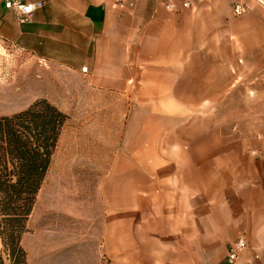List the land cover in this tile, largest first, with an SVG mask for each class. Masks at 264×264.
Returning <instances> with one entry per match:
<instances>
[{"label": "crops", "instance_id": "1", "mask_svg": "<svg viewBox=\"0 0 264 264\" xmlns=\"http://www.w3.org/2000/svg\"><path fill=\"white\" fill-rule=\"evenodd\" d=\"M3 1L1 42L43 72L77 75L81 89L137 90L140 103L152 104L158 117L192 118L195 104L178 91L225 89L229 83L215 79L222 72L239 90L264 84V0H24L44 3L25 24ZM236 4L246 5L247 14L235 17ZM198 104L218 103L205 93ZM253 172L261 182L253 195L218 179L205 180L198 192L179 190L175 177L156 180L154 193L135 195L139 204L106 210L123 218L105 221L100 251L64 258L62 245L51 254V245L33 253L23 247L27 262L228 264L229 246L244 237L247 247L234 264H264V163Z\"/></svg>", "mask_w": 264, "mask_h": 264}, {"label": "rangeland", "instance_id": "2", "mask_svg": "<svg viewBox=\"0 0 264 264\" xmlns=\"http://www.w3.org/2000/svg\"><path fill=\"white\" fill-rule=\"evenodd\" d=\"M219 78L229 83L225 89L178 91L195 104L192 118L158 117L137 90L81 89L77 75L43 72L0 41V117L41 100L68 116L22 246L33 253L51 245V254L62 245L64 258L95 254L105 221L123 218L106 210L139 204L135 195L154 193L156 180L175 177L179 190L198 192L205 180L218 179L253 195L261 183L253 169L264 163V84L253 92L232 87L224 72ZM205 93L218 104L199 108ZM215 161L225 169H215ZM0 256L8 264L1 244Z\"/></svg>", "mask_w": 264, "mask_h": 264}, {"label": "trees", "instance_id": "3", "mask_svg": "<svg viewBox=\"0 0 264 264\" xmlns=\"http://www.w3.org/2000/svg\"><path fill=\"white\" fill-rule=\"evenodd\" d=\"M67 121L46 100L0 117V244L8 264H28L22 238Z\"/></svg>", "mask_w": 264, "mask_h": 264}, {"label": "built area", "instance_id": "4", "mask_svg": "<svg viewBox=\"0 0 264 264\" xmlns=\"http://www.w3.org/2000/svg\"><path fill=\"white\" fill-rule=\"evenodd\" d=\"M261 3L260 0H253ZM118 3H121L122 0H117ZM4 8L11 12L16 20L25 24L30 22L35 14L43 9L44 3L42 2H26L24 0H4L3 1ZM187 7L188 5H184ZM169 8L174 9L173 5H169ZM248 8L244 4H236L233 9V13L235 17H242L247 14ZM247 247V242L244 237H239L235 242H233L229 246L227 261L228 264H234L237 261L239 253L245 250Z\"/></svg>", "mask_w": 264, "mask_h": 264}]
</instances>
